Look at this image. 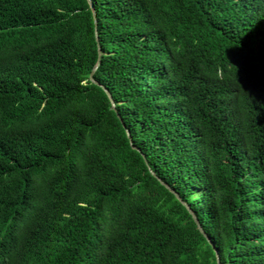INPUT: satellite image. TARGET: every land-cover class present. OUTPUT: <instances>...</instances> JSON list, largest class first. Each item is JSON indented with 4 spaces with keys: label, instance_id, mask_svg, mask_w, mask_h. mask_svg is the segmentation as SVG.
<instances>
[{
    "label": "trees",
    "instance_id": "1",
    "mask_svg": "<svg viewBox=\"0 0 264 264\" xmlns=\"http://www.w3.org/2000/svg\"><path fill=\"white\" fill-rule=\"evenodd\" d=\"M92 1L0 0V264H264V0Z\"/></svg>",
    "mask_w": 264,
    "mask_h": 264
},
{
    "label": "water",
    "instance_id": "2",
    "mask_svg": "<svg viewBox=\"0 0 264 264\" xmlns=\"http://www.w3.org/2000/svg\"><path fill=\"white\" fill-rule=\"evenodd\" d=\"M88 1H89L90 5H91V7H92L93 12H94L95 25H96V27H97V24H98V22H97V14H96V11H95V7H94V4H93V1H92V0H88ZM97 39H98V35H97ZM99 55L102 56V51H101V48H100V47H99ZM99 66H100V62L98 63V65H97V66L95 67V69L93 70V73H92V75H91L92 80H93L95 83H97V84H99V85H101V86L103 87V89L106 91V93L108 94V96H109V98H110V100H111V102H112V107L116 110V103H115V100H114V98H113L111 92L108 90V88H106L103 84H101V83L96 79V77H95L96 71L98 70ZM127 133H128V137H129V139H130V144H131L132 148H133L134 150H136V147L134 146V144H133V142H132V137H131L130 132L127 131ZM151 173H152L153 176L157 177L156 174H155L153 171H151ZM157 179H158V181H159V182H160L165 188H167V189L170 190L171 192L175 193V194H176V195H177V196H178V197L184 202V204L190 209V211H191V213H192V215H193V217H194V219H195V221H196V223H197V225H198V228L200 229V231L203 233V235H204V236L206 237V239L209 241L210 245H211V246L213 247V249L215 250L216 255H217V259H218V264H221V262H220V258H219V254H218V251H217V249H216V247H215V245H214V242L211 240L210 236L207 234V232L204 230V228H203L202 225L200 224L199 219L197 218V216H196L195 213L193 212L191 206H190L187 202H185V201L183 200V198L181 197V195H180L178 192H176L175 190H173L170 186H168L166 183H164L160 178L157 177Z\"/></svg>",
    "mask_w": 264,
    "mask_h": 264
}]
</instances>
